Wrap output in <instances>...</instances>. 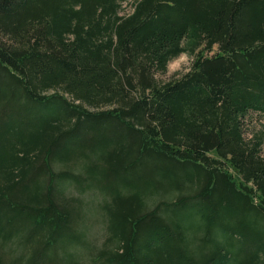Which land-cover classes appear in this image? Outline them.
I'll list each match as a JSON object with an SVG mask.
<instances>
[{
  "label": "trees",
  "instance_id": "16d2710c",
  "mask_svg": "<svg viewBox=\"0 0 264 264\" xmlns=\"http://www.w3.org/2000/svg\"><path fill=\"white\" fill-rule=\"evenodd\" d=\"M125 1L0 0V264H264V0Z\"/></svg>",
  "mask_w": 264,
  "mask_h": 264
},
{
  "label": "rangeland",
  "instance_id": "374dc122",
  "mask_svg": "<svg viewBox=\"0 0 264 264\" xmlns=\"http://www.w3.org/2000/svg\"><path fill=\"white\" fill-rule=\"evenodd\" d=\"M134 2L135 0H126L123 3L121 13L128 14L132 12L134 7ZM192 62H193L192 55H190L189 53H182L180 56L173 59L169 63L167 72L157 74L158 80L160 82H166L181 77L184 73L190 70ZM251 120L252 121L249 124V128L251 130L257 131L259 133L264 132V115L255 113L251 117ZM262 149L264 153V144L262 146ZM210 154L213 157L216 156L214 152H211ZM230 171L233 173V175L236 178L238 179L240 178L234 170L230 169ZM72 191H74L75 194L79 193L76 190H72ZM82 196L85 199L84 206L85 208L88 209V219L86 220L88 224L87 238L94 243L95 247H101L107 242H109L108 237L104 232V226H105L104 220L101 218V215L98 214V212L102 210L101 206L103 204V197L100 194L98 195L93 190L85 191V193L82 194ZM96 208L99 211L98 210L96 211L95 210ZM94 210L96 212H94Z\"/></svg>",
  "mask_w": 264,
  "mask_h": 264
}]
</instances>
